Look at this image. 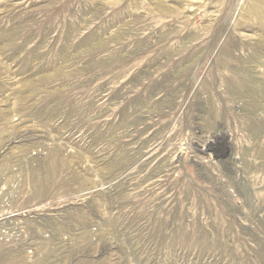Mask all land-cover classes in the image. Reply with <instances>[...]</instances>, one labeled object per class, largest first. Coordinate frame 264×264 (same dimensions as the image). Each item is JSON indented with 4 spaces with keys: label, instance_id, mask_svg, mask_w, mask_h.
Returning <instances> with one entry per match:
<instances>
[{
    "label": "rangeland",
    "instance_id": "1",
    "mask_svg": "<svg viewBox=\"0 0 264 264\" xmlns=\"http://www.w3.org/2000/svg\"><path fill=\"white\" fill-rule=\"evenodd\" d=\"M0 264H264V0H0Z\"/></svg>",
    "mask_w": 264,
    "mask_h": 264
}]
</instances>
